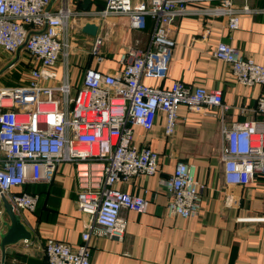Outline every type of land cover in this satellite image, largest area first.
Masks as SVG:
<instances>
[{"label": "built area", "instance_id": "2783aa9c", "mask_svg": "<svg viewBox=\"0 0 264 264\" xmlns=\"http://www.w3.org/2000/svg\"><path fill=\"white\" fill-rule=\"evenodd\" d=\"M147 1L148 7L138 9L132 0H107L104 10L95 13L101 19L127 16L133 29H145L147 18H151V41L146 50L130 49L122 56L125 68L120 74L88 69L72 97L74 88L68 73L58 85H42L43 81L57 80L55 66L70 56L71 44L67 36L63 37L75 15L70 0H60L55 10L51 9L52 0H0V48L13 55L25 51L38 64L31 70L28 85L0 88V222L7 215L2 197L18 215L35 212L38 196L15 189L30 183L51 184L62 163L76 168L77 205L85 216L78 247L55 239L45 242L48 264H92L90 241L97 230L122 241L127 221L121 211L147 212L149 202L145 197L116 188L120 181L140 174L159 173V155L149 145H133L134 126L149 133L155 116L162 113L165 136L171 137L181 105L194 112L214 107L224 113L228 109L219 89L190 87L182 82H175L169 90L157 89L146 86L143 78L162 73V64L176 47L168 29L177 19L229 16L230 28L237 30L240 16L253 12L249 4L255 0ZM237 1L244 4L240 10L233 8ZM202 3L209 6H196ZM101 44L98 38L93 46L99 62L103 60ZM214 57L231 66L238 83L260 85L264 90V65L227 43L218 45ZM255 113L263 118L222 127L226 184L245 186L257 175H264V96ZM162 185L170 218L200 215L202 193L193 164L180 162Z\"/></svg>", "mask_w": 264, "mask_h": 264}, {"label": "crops", "instance_id": "0c3cea01", "mask_svg": "<svg viewBox=\"0 0 264 264\" xmlns=\"http://www.w3.org/2000/svg\"><path fill=\"white\" fill-rule=\"evenodd\" d=\"M107 0H70L74 17L69 22L67 36L71 48L67 61L55 66L57 80H46L44 86H55L66 73L73 88L82 85L88 69L103 74L117 75L125 68L122 56L130 49L148 48L154 21L147 18L145 29H133L124 15L101 19L95 15L106 7ZM60 0H52L55 10ZM134 8L148 7L147 0H132ZM237 1L233 8L242 9ZM196 6H209L208 3ZM252 13L240 16L239 28L232 30L229 16H189L179 18L168 31L176 47L162 64V73L143 78L152 88L169 90L175 82L190 87L219 89L228 109L207 108L204 112L178 108V120L173 136L166 137L165 115L154 118L153 129L145 133L133 127V145H145L159 155V173L140 174L131 180L120 181L116 188L148 200L147 212L138 214L123 209L121 217L127 221L122 241L108 238L97 230L90 241L92 264H264V175H257L248 185L226 184L224 180V144L221 130L235 123L261 120L255 113L258 101L264 96L262 86L248 87L236 81L229 64L214 57L220 43H227L241 54L264 65V0L250 2ZM100 38L102 61L93 53ZM18 54L12 55L0 70L7 67ZM0 56L9 54L0 48ZM0 58V62L2 60ZM24 66L23 82L31 79L32 68L38 66L25 51L17 63L0 75V82L9 70ZM2 87H14L3 86ZM196 167V180L201 186L202 210L195 218H170L168 198L162 185L180 163ZM15 192L38 196L35 212L22 211L19 216L32 234L1 250V236L10 224L6 215L0 222V264H48L44 251L49 239L66 242L72 247L82 243L85 216L77 200L76 168L71 163L58 166L51 184H26Z\"/></svg>", "mask_w": 264, "mask_h": 264}, {"label": "water", "instance_id": "95a60500", "mask_svg": "<svg viewBox=\"0 0 264 264\" xmlns=\"http://www.w3.org/2000/svg\"><path fill=\"white\" fill-rule=\"evenodd\" d=\"M18 57L19 53L14 61H12L5 69L0 71V75L11 66L16 64V62L18 61ZM2 201L5 212L10 219L8 231L6 232V234L1 236V250L3 254H5L7 246L16 244L24 240H30L32 238V234L28 231L25 224L22 222L20 216L15 213L12 205L8 202V200L5 197H2Z\"/></svg>", "mask_w": 264, "mask_h": 264}, {"label": "rangeland", "instance_id": "374dc122", "mask_svg": "<svg viewBox=\"0 0 264 264\" xmlns=\"http://www.w3.org/2000/svg\"><path fill=\"white\" fill-rule=\"evenodd\" d=\"M9 54V53H8ZM13 54H9V57L8 56H6L5 58H3L2 59V57H4V56H0V58L2 59L1 60V62H0V64H5L8 60H10L11 59V56H12ZM15 60V59H14ZM13 60V61H14ZM12 62V61H11ZM17 63V62H16ZM6 67H4L3 69H5ZM3 69H1V70H3ZM0 70V71H1ZM24 71H25V68H24V66H22V67H18L17 69H15V70H9L8 72H7V74L4 76V78L1 80V82H0V85H2V84H4L5 86H18V85H21L22 84V82L24 81L23 80V74H24ZM3 85V86H4ZM75 95H76V88H74L73 89V91H72V94H71V96L72 97H75ZM4 227H7L8 228V223H6L5 225H4Z\"/></svg>", "mask_w": 264, "mask_h": 264}]
</instances>
